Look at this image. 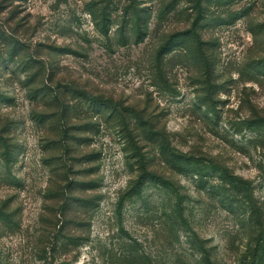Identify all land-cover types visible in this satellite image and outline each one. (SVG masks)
<instances>
[{
  "label": "rangeland",
  "instance_id": "1",
  "mask_svg": "<svg viewBox=\"0 0 264 264\" xmlns=\"http://www.w3.org/2000/svg\"><path fill=\"white\" fill-rule=\"evenodd\" d=\"M208 259L264 264V0H0V264Z\"/></svg>",
  "mask_w": 264,
  "mask_h": 264
},
{
  "label": "trees",
  "instance_id": "2",
  "mask_svg": "<svg viewBox=\"0 0 264 264\" xmlns=\"http://www.w3.org/2000/svg\"><path fill=\"white\" fill-rule=\"evenodd\" d=\"M155 140L154 142H156L161 150H162V153L165 155V156H169V157H176V158H179L180 161L182 160H186L187 159H184V157L182 155H176L170 148L169 144L167 143V140L165 138V136L163 135H160V133H156V137L153 139ZM197 164V163H196ZM144 178V176L142 177ZM153 178V177H152ZM144 182H147V180H145ZM157 183L159 184H162L166 187H168L166 184H168V181H157ZM207 264H215L211 259H208L207 260Z\"/></svg>",
  "mask_w": 264,
  "mask_h": 264
}]
</instances>
